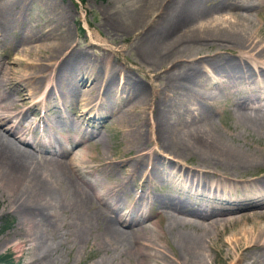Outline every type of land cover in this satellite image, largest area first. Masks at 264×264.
Returning <instances> with one entry per match:
<instances>
[{"label": "bare ground", "instance_id": "bare-ground-1", "mask_svg": "<svg viewBox=\"0 0 264 264\" xmlns=\"http://www.w3.org/2000/svg\"><path fill=\"white\" fill-rule=\"evenodd\" d=\"M33 1L42 12L40 24L34 28L30 24L22 26L20 22L27 6ZM103 7L101 26L105 35L99 37L103 52H117V46L109 47L110 40L132 34L130 47L135 51L137 64L145 68L149 80L159 75L161 82L157 87L154 83L150 91H143L142 84L112 71L105 60L94 63L86 51V47L94 42L88 39L84 46H76L67 23L70 12L64 3L0 0V35L9 36L11 33L15 48L18 45L39 54L38 63L27 68L30 72L19 73L23 70L12 67H7L5 72L6 69L0 68V122L11 121L14 126L7 134L15 136V139L10 138L0 130V196L5 193V199L21 216L23 222L13 228L24 232L19 237L27 238H24L27 250H31L28 264H57L54 243L49 241L50 238L44 240L38 228L61 221L58 214L67 217L76 239L81 240L84 232L93 230V243L104 249L106 255L92 264H117L114 259L120 260L127 255L143 261L137 243L149 237L144 236L149 228L136 219L143 202L136 203L133 210L126 208V211L135 213L126 223L118 211L126 197L133 198L132 195L124 198L118 195L129 184L140 188L139 199L146 198L157 204L158 216L163 213L165 225L159 229H167L177 242V249L171 252L178 260L176 264H207L205 246L211 245L206 244V238L212 232L226 233L231 228L237 232L234 231L229 242L234 249V256L227 257L231 258L229 264H254L247 255L251 251L264 261V221L263 224L256 221L264 220V150L247 143L242 146L226 141L213 124L210 109L219 96L204 95L199 91L210 83L208 77H202L200 73L203 67L224 78L244 76L242 73L246 72L249 80L251 74H255L252 75L255 78L262 72L264 31L258 35L250 33L252 11L258 4L236 0H105ZM205 45L215 49L208 52L202 48ZM219 48L232 49L236 53L230 51L227 55ZM37 74L41 76L38 88L46 84L45 96L50 90L56 91L64 106L67 102L81 101L82 109L94 112L98 121L110 116L123 127L127 137L124 142L126 155L117 160V157H96L94 166L99 176L94 181L84 177L92 172L91 165L87 166L85 160L77 165L75 154L69 156V151L61 145L57 151L50 150L51 156H43L17 144L29 130L28 122L20 120L36 105L33 103L23 108L21 103H11L12 98L4 86L7 85L8 89L37 77ZM77 77L80 84L88 82L84 92L78 88ZM21 90L15 88L17 95ZM112 91L118 98L113 102H125L123 108L108 103ZM251 92L233 99V121L239 125L236 131L253 132L264 137V104L253 105L244 101L256 98L260 102L264 101V96ZM30 95L34 96V93ZM205 99L212 102H200ZM192 100L201 103L200 107L192 109L195 113L190 109ZM233 136L231 133L227 137L231 139ZM91 138L96 142L102 139L98 132ZM46 143L47 148L58 144L53 139L46 140ZM188 161L194 166L185 164ZM172 162L177 163V170L170 167ZM72 165L78 169L75 176L71 173ZM116 169L121 180L114 182L111 179L103 187L104 193L99 194L95 181L102 182L101 177L105 178ZM250 169L253 171L248 172ZM159 177L163 182L167 178L172 186H178L181 190L178 193L182 195L173 192L146 195L147 183L150 187L152 178ZM160 230L156 235L162 239ZM245 259L249 262H244Z\"/></svg>", "mask_w": 264, "mask_h": 264}, {"label": "rangeland", "instance_id": "rangeland-1", "mask_svg": "<svg viewBox=\"0 0 264 264\" xmlns=\"http://www.w3.org/2000/svg\"><path fill=\"white\" fill-rule=\"evenodd\" d=\"M55 1L58 3H64V5H66L69 9L70 16L67 19V23L69 26L70 35L72 36L74 43H76V46H80V47L84 46L88 42L87 41L88 39L94 42L91 46L86 47L87 54L93 59L94 63L105 60L106 62H108V64H110L112 71H117L118 74L121 73L125 76H128L130 80L136 84L139 83L142 84L143 91L144 90L150 91L151 87L153 88L154 85L156 87L159 85V83L161 82V80L159 79V75H156L153 78H151V80H149L148 76L146 75L145 68L138 66L139 64H137L136 61L135 51L131 50L130 47L132 41L131 40L132 34L122 35L121 37H118L116 40L113 41L110 40V42H115V43L109 42L108 43L109 47L113 48L114 46H117V48H119L117 52H113V51L103 52L104 48L99 43L101 42L99 39L105 35L104 27L101 26V20L104 17L103 3L105 0H55ZM229 1H234V0H229ZM236 1L246 2V3L248 2L253 5L258 4L256 10L252 11L253 20H251L250 22L251 23L250 33L252 35H258L259 32L264 31V12H263L264 0L263 1L236 0ZM262 2L263 4H261ZM40 19H42V12H40L38 4L33 1L31 2V4L27 6L25 16L21 20L22 22H20V25L26 26L27 24H30L31 27L33 26L36 27L40 24L39 23ZM255 31L256 33L254 34ZM91 36L93 39H91ZM12 40L13 39L11 38V33L9 34V36L0 35V68L1 70L6 69L5 70L6 72L8 70L7 67H12L17 70H23L19 73H23V72L26 73L29 71L27 70V68H30L31 64L38 63L39 54L33 50H24L20 48V46L18 45L15 48ZM202 48L208 52H211L215 49L214 46H207V45L203 46ZM219 49L221 51H226L225 54L227 55H229L228 52L230 51L232 53H236L232 49L230 50L226 48L224 49L219 48ZM248 62L251 61L248 60ZM203 69L204 70H200L201 71L200 73L201 75H203L202 77L207 76L208 81H210V83L208 84V87L205 86L202 89L200 88L199 91H201V93L203 92L204 95H206L207 93L208 95L211 94L212 96L215 97L219 96V98H217V100L214 101V105L210 108L212 110V116L214 119L213 124L216 126L217 130L223 133L226 141L229 142L233 141L242 146H244V143H247L253 148H256L258 150H264L263 136L248 131L246 132L236 131V129L239 128V125L234 123L233 111H232L233 99L236 97L240 98L242 95H247V94L249 95L251 90H252L251 93L258 92L259 95L264 96V89H263L264 68L262 69V72L257 74L255 78L254 76L252 78V75L255 74H251V78H249V80L246 79V76H248L246 72L242 73L244 74L245 77L239 75L240 77L228 76V78H224L222 76L217 75L215 72L211 71L208 67L206 68L203 67ZM1 70H0V75H1ZM36 76L37 77H32L28 80L26 79L27 81L25 80L16 83V85L14 86L11 85V87L14 88H11L9 86V88L7 89L6 87L7 85L4 86L5 89L9 91V97L12 98L11 103H15L19 105L22 104L21 107L23 108L30 107L31 105H33V103H35L36 105L30 108L29 110H27L24 116L22 117V119L20 120L21 122H25V123L28 122L29 130L24 135H22L21 137L22 142H18L16 140L17 144H19L20 146L23 145L22 147L31 149L33 153L34 152L35 154L40 153L39 155H43V156H51L52 153L50 152V150L51 151L56 150L58 146L61 145L63 148H66L69 151L68 152L69 156L75 154L77 165L84 160L87 166L91 165L89 168H91L92 172L90 174H85L84 177H86V179H90L94 181V178L99 176V171L97 172L96 166H94L96 157H103L105 159L110 157L111 158L117 157L115 158L117 160L118 158L121 159L123 155H126V152L124 153V145H125L124 142L126 141L127 137L124 134L123 127L120 124H118L116 121L110 119V116H107L103 120L98 121L95 118L96 116L94 115V112L90 113L89 111L82 109L83 106L80 103L81 101L77 102L76 100H74L71 102H67L66 106H64V104L61 102V98H57L58 96L56 91L50 90V93L47 94L46 97L44 93V90L47 89V87L45 86L46 84L42 85L41 89L38 88V84L41 81V76L39 74H37ZM241 78L243 80H241ZM227 79L230 81H228ZM80 83L81 81L77 77L78 88L80 89L81 92H84V90L87 89L88 82L87 83L84 82L85 84H80ZM254 83L258 85H255ZM115 84H117V81ZM262 84L263 86H261ZM223 85H226L227 87ZM15 88H17V90L22 89L19 93L20 95H17ZM30 93H34V96L30 95ZM109 95L111 98L108 101L109 104H111L114 107L120 105L123 108V106H125V102L124 104H120V101H117L118 103L113 102L114 99H118L116 96H114V91H112ZM43 96H45V98H42ZM41 98L42 100H40ZM256 100H257L256 98H253V99H245L244 101L253 105L260 103L264 104V101L258 102ZM55 102L58 103V105H55L56 107L54 106ZM200 102L210 103L212 101H208V99L207 100L205 99L204 101L200 100ZM201 103H199L196 100L195 102L194 100H192L191 105L193 104L194 106L190 105L191 112L195 113L194 112L195 110L193 111L192 109L200 107ZM195 104L197 105L195 106ZM102 110L104 111V109ZM55 113L58 115H56ZM61 120L63 123L61 122ZM11 126H14L11 121L0 122V130L1 131L3 130L2 132L5 133L10 138L15 139V136L7 134V131ZM145 128L149 131V127L147 126V124ZM15 129H16L15 132H17L18 129L17 128ZM97 132L102 137L100 142H96L91 138L95 134H97ZM229 133L230 134L234 133L235 136L229 139L227 137L230 135ZM51 138L53 139V141L56 140L58 144L53 146V148L51 146L50 147L48 146V148L45 147V145L47 146L46 140L50 139L52 141ZM76 139L79 143L76 142ZM31 146L37 148L39 147V148L37 150V149H33ZM44 147L46 150L44 149ZM193 159L195 158L193 157ZM72 163L75 164L74 161ZM185 164L194 166L193 163L189 161L188 163L186 162ZM176 165L177 163L172 162L170 167L172 166V169L174 170L178 167V166L176 167ZM77 170L78 169L74 168L72 165L71 173L74 176L76 172H78ZM178 171H179L178 174L180 175L181 172L180 170ZM251 171L253 170L252 169L248 170V172ZM120 175L121 174L119 173V170L116 169L113 173L106 174L105 178L101 177L100 180L102 182H100L99 180L95 181V186H98L95 188L96 191H98L99 194L104 193L103 187L107 186L109 182L112 181L111 179H113L114 182L118 180L120 181L122 178ZM180 178H182L181 175ZM154 179L155 178H152L151 186L149 188V192L151 194L156 193L159 196V195H165L169 192L170 193L173 192L172 194L174 193L179 194L178 192L181 191L180 189H178V186H172L171 181H169L167 178H166V182H163L162 177L156 178L155 180ZM129 186L130 185L127 186V193H129V196L133 194L134 196L132 199H128L126 197V194H122V192L119 191L118 195H120L121 198L124 196L126 198L124 199L125 201L123 206H120L118 208V211L120 209L124 210V207H126L127 204L133 203L135 198L136 199L138 198V195L140 193V188L136 186L135 187L133 186L129 187ZM101 191L103 192L101 193ZM1 195L4 196H0V199H4V200H0V264H28L30 260L29 256L31 255L30 253L31 250H27L28 245L25 241V239L27 238L19 237L22 233H24L21 230L18 231L19 235L17 236L16 234L18 232L15 230V228H13L17 224L19 225V223L23 221H21V216L18 215L19 212L15 208H13V206H11V203L10 201H8V199L7 200L5 199L6 197L5 193H2ZM146 206L148 207L150 218L148 217V219H144L142 222L143 224H145L147 228H149L147 235L144 236H149V237H146V239L140 240L139 243H137V247L140 248V251H142L141 253L143 254V256L140 255V258H143V261L137 260L136 259L137 257L135 258L134 256L127 255L128 257L126 256L120 258L121 261L119 260V258L114 259L115 263L117 264H176L178 260H176L175 257H173L171 252L177 249L176 246L177 242L175 238L172 237V234H170L167 231V229H163V230L159 229L165 225V218L163 217V213L161 212L162 214L160 216L156 214L159 212L156 208L157 206L156 203L148 201V203L146 202ZM9 209H11V211ZM235 213L237 212H234V214ZM63 217H64L63 215L58 214V219L59 220L62 219L61 221L58 220L59 222L56 221L55 224L50 223L49 225L46 226L41 225V227L39 226L40 228H38L41 234L43 233L42 236L44 240L45 239L48 240L50 238L49 241H52L54 243L55 255H57V264H92L99 258L106 255L104 249L97 248V246L93 243V237H94L93 230H90L88 232L86 231V233L84 232L85 234L84 238L82 237L81 240L76 239L74 234L75 230L74 231L72 230V227L70 226L67 217L66 218L64 217V219ZM256 221L259 222V224H263L264 220L258 219ZM59 223H61V226L59 225ZM148 225L151 227V229L154 230L151 231ZM121 227L123 228V226ZM23 229L24 230L26 229L25 224L23 225ZM67 230L68 232H66ZM159 230L162 239H159L156 235V232L159 233ZM61 231L62 233L60 234ZM234 231H236V229L231 228L226 233L222 232L221 234H219L218 232H212L210 234V237L206 238V240H208L206 241L207 242L206 244L211 245V246H207V245L205 246L204 260L207 264H229L231 262V258H227V257H229V255L234 256L233 245L229 243L231 237L235 234ZM154 233L156 236H154ZM91 235L93 236L90 237ZM239 236L240 235H237V237ZM4 238L6 241L4 240ZM147 238L149 239L147 240ZM242 241H244V239ZM247 255L250 257V260L253 259L256 264H264V261L258 257V254L255 251H251L247 253ZM244 262H249V261L248 259H245Z\"/></svg>", "mask_w": 264, "mask_h": 264}]
</instances>
